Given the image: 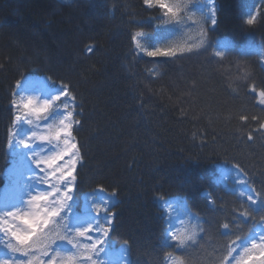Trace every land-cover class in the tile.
Segmentation results:
<instances>
[{
	"label": "trees",
	"instance_id": "trees-1",
	"mask_svg": "<svg viewBox=\"0 0 264 264\" xmlns=\"http://www.w3.org/2000/svg\"><path fill=\"white\" fill-rule=\"evenodd\" d=\"M215 4L217 23L204 27L208 44L227 50L222 60L212 46L177 57L142 54L132 41L137 32L142 44L161 48L194 34L165 24L143 0H0V202L15 185L8 175L13 86L22 76L50 77L77 98L81 124L74 134L84 159L75 211L97 192L111 199L107 259L128 241V264H168L169 252L186 264H220L225 245L254 230L251 221L233 220L246 203L240 191L251 187L264 199V133L247 139L258 128L251 117L264 120V106L249 91L264 89V0ZM250 14L253 25L245 23ZM232 165L247 185L234 182ZM189 213L200 218L202 239L187 249L167 246L169 222L190 227ZM225 222L233 235L223 234Z\"/></svg>",
	"mask_w": 264,
	"mask_h": 264
},
{
	"label": "snow or ice",
	"instance_id": "snow-or-ice-1",
	"mask_svg": "<svg viewBox=\"0 0 264 264\" xmlns=\"http://www.w3.org/2000/svg\"><path fill=\"white\" fill-rule=\"evenodd\" d=\"M143 2L148 8L160 10V19L165 24L186 28L194 34L175 46L161 48L151 44L145 47L141 43L143 34L137 32L132 41L138 50L149 57H177L212 46L215 57L221 60L225 57L226 49H215V45L208 44L204 27L209 19L213 26L216 25L214 8L208 15L203 7L190 3V0ZM192 8L200 12V18H195ZM255 21L256 16L250 14L245 23L253 25ZM93 50V46L86 49L88 53ZM261 63L264 64V57ZM34 83L22 76L12 89L8 144L10 148L22 149L17 156L24 161L29 175L17 203L0 209V248L4 250L0 264H110L107 254L115 217L110 210L111 201L102 198L97 202L90 198L86 201V210L75 211L78 168L84 159L80 142L74 134L81 124L77 118V98L70 85L61 83L57 86L50 77L38 89L40 95H33L32 92L37 91L32 88ZM249 91L255 93L258 103L264 106V89L258 91L252 85ZM248 119L240 116L243 123ZM251 119L257 122L258 128L248 133L249 141L255 139L253 133H264V120L255 115ZM232 168L237 173L234 182L247 185L248 180L239 166L232 165ZM97 190L104 191L102 187ZM239 194L246 198V203L242 201L240 207L233 210L236 213L233 220L240 217L239 223L251 221L255 231L247 237L236 235L230 240L225 245L226 254L220 264H233V261L235 264H264V199L251 187L248 192L241 190ZM208 203L214 204V201L209 197ZM188 215L193 219L190 227L176 229L169 222L165 229L167 246L187 249L202 239L204 228L200 218L191 213ZM220 228L225 236L233 235L229 222L222 223ZM242 240L246 243H241ZM122 253V264H128V241H124ZM165 258L168 264H186L182 256H173L171 252L165 253Z\"/></svg>",
	"mask_w": 264,
	"mask_h": 264
},
{
	"label": "rangeland",
	"instance_id": "rangeland-1",
	"mask_svg": "<svg viewBox=\"0 0 264 264\" xmlns=\"http://www.w3.org/2000/svg\"><path fill=\"white\" fill-rule=\"evenodd\" d=\"M197 6L198 7H203L204 8V12L206 14H208V15L211 14V11L213 10V8H214L215 13H216V9L217 8H216L215 0H199L198 3H197ZM195 12L200 13L196 9H195ZM208 21L211 23L210 19ZM142 45L147 47L146 44H142ZM140 52L142 54H145L142 51H140ZM32 81L35 82L32 85V88L37 89V91L32 92V94L33 95H40L38 89L42 86V81L37 80V79H34ZM11 149H12V155L14 157V162H13V166L10 169L8 175L10 177H12L13 179H15V185L13 187H11L9 190L6 191L7 195L5 194L4 198H2V200H1L0 209L4 208L5 205H11V204L17 203L18 199L24 193L25 183H26L27 177L29 175V173L26 170L24 161L21 160L19 158V156H17V152L22 151V149H13V148H11ZM221 172H223L222 169H221ZM222 175H225L224 172L222 173ZM38 187L43 188V186H38ZM90 198H95V200L97 202H99L102 198H107V199H109L111 201V199L108 196H106L105 194L97 192L94 195L88 196L87 198L84 199V208H83V210H86V208H87L86 201H88ZM25 199H26V197H25ZM122 257H123L122 248H120V249L116 250L115 252H113L109 256L108 261H110V264H122ZM127 261H128V258H127Z\"/></svg>",
	"mask_w": 264,
	"mask_h": 264
}]
</instances>
